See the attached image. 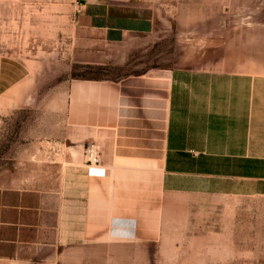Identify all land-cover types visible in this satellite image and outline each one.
<instances>
[{"label": "rangeland", "instance_id": "obj_1", "mask_svg": "<svg viewBox=\"0 0 264 264\" xmlns=\"http://www.w3.org/2000/svg\"><path fill=\"white\" fill-rule=\"evenodd\" d=\"M228 48L264 64V0H0V55L35 74L29 106L0 104V264H264L262 195L197 200L186 218L107 233L85 199L90 175L105 174L89 161L100 141L69 122L77 81Z\"/></svg>", "mask_w": 264, "mask_h": 264}, {"label": "crops", "instance_id": "obj_2", "mask_svg": "<svg viewBox=\"0 0 264 264\" xmlns=\"http://www.w3.org/2000/svg\"><path fill=\"white\" fill-rule=\"evenodd\" d=\"M194 62L69 91L75 137L100 141L105 174L90 175L85 199L93 217L110 220L107 233L186 218L197 200L264 196V64L229 48ZM34 75L25 60L0 55V104L11 96L10 107L29 106Z\"/></svg>", "mask_w": 264, "mask_h": 264}, {"label": "built area", "instance_id": "obj_3", "mask_svg": "<svg viewBox=\"0 0 264 264\" xmlns=\"http://www.w3.org/2000/svg\"><path fill=\"white\" fill-rule=\"evenodd\" d=\"M91 163L99 164L100 163V155L94 154L93 150L91 151V158H89Z\"/></svg>", "mask_w": 264, "mask_h": 264}]
</instances>
